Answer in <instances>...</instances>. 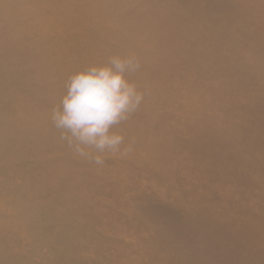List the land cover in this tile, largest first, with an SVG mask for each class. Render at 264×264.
<instances>
[{
	"label": "bare ground",
	"instance_id": "bare-ground-1",
	"mask_svg": "<svg viewBox=\"0 0 264 264\" xmlns=\"http://www.w3.org/2000/svg\"><path fill=\"white\" fill-rule=\"evenodd\" d=\"M130 52L132 151L90 164L51 110ZM0 264H264V0H0Z\"/></svg>",
	"mask_w": 264,
	"mask_h": 264
},
{
	"label": "clouds",
	"instance_id": "clouds-1",
	"mask_svg": "<svg viewBox=\"0 0 264 264\" xmlns=\"http://www.w3.org/2000/svg\"><path fill=\"white\" fill-rule=\"evenodd\" d=\"M141 67L140 57L130 52L89 64L69 76L66 94L52 108L50 120L74 156L102 166L105 154L132 151V144L125 146L124 135L113 129L131 119L150 95V89L142 90L130 79Z\"/></svg>",
	"mask_w": 264,
	"mask_h": 264
}]
</instances>
